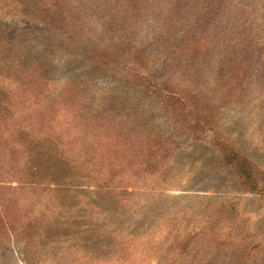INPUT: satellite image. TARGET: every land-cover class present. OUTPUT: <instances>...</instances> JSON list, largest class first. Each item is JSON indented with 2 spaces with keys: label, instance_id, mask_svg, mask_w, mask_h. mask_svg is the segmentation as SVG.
<instances>
[{
  "label": "trees",
  "instance_id": "1",
  "mask_svg": "<svg viewBox=\"0 0 264 264\" xmlns=\"http://www.w3.org/2000/svg\"><path fill=\"white\" fill-rule=\"evenodd\" d=\"M15 1L36 26L19 30L17 41L0 32V244L16 240L42 257L43 242L52 241L47 231L71 224L64 215L83 205L77 197L85 180L129 210L146 203L131 196H154L174 182L178 144L159 133L143 135L136 110L124 113L132 108L126 98L96 101L93 81L101 75L118 79L122 95L134 90L141 105L158 103L188 137L196 125L213 132L196 144L218 152L241 190L264 194V167L239 151L218 119L246 106L264 119V0ZM38 39L89 72L56 89L50 59L31 48ZM257 123L264 130V121ZM62 126L66 137L85 136L78 154ZM13 182L18 185H7ZM213 215L220 216L221 237L254 241L252 251L264 264V242L236 203H219ZM155 237L151 230L145 239Z\"/></svg>",
  "mask_w": 264,
  "mask_h": 264
},
{
  "label": "rangeland",
  "instance_id": "2",
  "mask_svg": "<svg viewBox=\"0 0 264 264\" xmlns=\"http://www.w3.org/2000/svg\"><path fill=\"white\" fill-rule=\"evenodd\" d=\"M7 5L12 7L3 8ZM35 26L17 1L0 0V32L6 39L17 41L19 30L34 29ZM44 36L52 38L50 34ZM44 44L43 39H38L31 48L50 59L54 66L56 89L70 78L89 72L81 62L53 53ZM161 68L158 69L159 75L163 72ZM93 85L98 91L96 101L98 98L115 97L118 101L126 98L132 108H125L124 113L136 110L133 115L138 114L141 118L143 135L152 132L173 137L180 149V168L175 172L174 182L154 196H131V200H138L139 204L146 203L142 204L143 208L129 210L117 201L108 200L94 184H87L85 180L78 187L83 195L77 197L78 203L83 205L64 215L72 218L71 224L64 229L51 228L47 231L46 237L52 241L43 242L42 257L38 258L35 251L27 249L22 242L6 241L0 244V264H260L252 251L254 241L242 245L221 237L220 216L213 215L214 207L219 203H236L240 216L256 234L255 239L264 242V194L241 190L236 179L221 166L218 152L196 144V141H208L213 132L196 125L195 134L188 137L185 126L177 128L169 124L171 114L166 109L162 110L158 103L154 106L149 103L141 105L140 95L132 89L127 95L117 92L121 85L113 77L98 76ZM152 106L156 107L155 110L151 109ZM253 112L251 106L224 113L220 111L222 115L218 119L222 128L236 140L239 151L264 167V130L257 123V120L262 122L264 119L256 118ZM62 128L65 142L70 140L76 153L81 152L86 146L85 136L76 131L66 137L64 126ZM127 191L146 192L132 187ZM174 226L171 237L155 245L166 230ZM151 230L156 232L153 242L145 239ZM118 236L122 238L118 240ZM148 243L155 247L151 256L146 257L143 253Z\"/></svg>",
  "mask_w": 264,
  "mask_h": 264
}]
</instances>
